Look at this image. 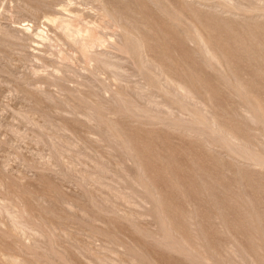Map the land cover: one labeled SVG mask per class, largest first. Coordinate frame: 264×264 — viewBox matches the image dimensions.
<instances>
[{"label":"rangeland","instance_id":"rangeland-1","mask_svg":"<svg viewBox=\"0 0 264 264\" xmlns=\"http://www.w3.org/2000/svg\"><path fill=\"white\" fill-rule=\"evenodd\" d=\"M0 264H264V0H0Z\"/></svg>","mask_w":264,"mask_h":264}]
</instances>
